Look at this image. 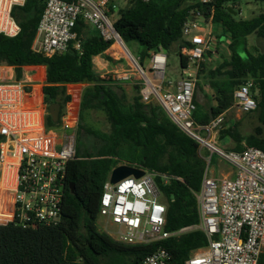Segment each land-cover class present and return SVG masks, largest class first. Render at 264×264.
Listing matches in <instances>:
<instances>
[{
	"label": "trees",
	"instance_id": "trees-1",
	"mask_svg": "<svg viewBox=\"0 0 264 264\" xmlns=\"http://www.w3.org/2000/svg\"><path fill=\"white\" fill-rule=\"evenodd\" d=\"M127 5L118 13L114 28L125 44L137 42L142 48L143 66L151 53L174 50L180 56L182 69L187 60L181 54L185 45L183 26L202 15L221 25L231 38V55L221 65L208 72L209 86L218 91L217 106L206 108L195 98L194 120L208 125L234 105V92L248 81L257 108L247 113L252 131H241L242 121H226L219 131V141L235 146L241 152L246 147L264 151V13L252 19L237 18L228 8L242 15L240 5L250 0H124ZM264 3V0H255ZM45 0H27L16 7L13 16L21 32L16 38L0 34V66L13 67L16 79H23L25 67L45 66L44 102L64 107L71 101L67 86L92 84L86 89L81 111L103 110L110 125L109 132L84 129L99 140L96 154L80 155L68 165L62 220L57 225L24 229L15 223L0 225V264H143L158 247L165 248L177 264H185L192 253L209 245L207 234L200 225L197 200L206 172V160L197 141L183 133L155 102L143 103L138 95L130 102L118 81L102 79L95 71L93 59L104 55L113 43L100 36H84L85 23L78 21L77 33L81 49L71 43L69 49L51 58L33 50ZM114 12V11H113ZM261 41L255 55L248 50L247 38ZM113 61V60H112ZM139 89V88H138ZM226 124V125H225ZM225 128L223 129V126ZM50 129L60 128L47 116ZM214 154L211 157L213 162ZM130 165L154 171L156 182L167 205L165 231L170 238L149 245H126L98 228L104 185L112 171ZM70 186L73 187L71 190ZM192 230L181 232L185 228Z\"/></svg>",
	"mask_w": 264,
	"mask_h": 264
},
{
	"label": "built area",
	"instance_id": "built-area-1",
	"mask_svg": "<svg viewBox=\"0 0 264 264\" xmlns=\"http://www.w3.org/2000/svg\"><path fill=\"white\" fill-rule=\"evenodd\" d=\"M26 1L0 0L1 35L16 38L20 34L13 12ZM111 12L109 0H45L33 50L48 58L65 53L73 42L80 50L74 31L78 21L91 25L105 42L121 47L124 43L109 18ZM199 17L203 16L198 14L183 26V39L190 45L181 49L187 67L175 91L164 86L167 56L161 52L152 57V69L162 79L160 84L150 81L144 67L128 51L129 69L115 73L113 79L138 81L143 103L155 101L183 133L199 143L200 150L204 147L211 153L205 158L206 172L197 193L201 219L198 228L207 234L209 245L193 252L185 264H264V151L246 147L236 152L218 146L223 115L208 125L194 120L197 71L211 42V35L197 20ZM191 65L195 67L192 71ZM5 70L15 73L13 67ZM35 74L24 70L20 81H0V225L15 223L24 229L61 222L68 165L77 153L79 117L71 108L72 95L67 92L71 101L59 118L61 131L50 129L41 86L46 84L47 69L46 74ZM251 87L252 82L248 81L234 92L235 105L245 114L257 108ZM213 154L235 170V177L210 175L208 164ZM144 171L139 179L130 176L115 185L109 177L104 185L99 216L115 228L107 234L126 245H149L174 235L165 231L167 205L156 182L158 174ZM143 264L177 263L165 248L158 247Z\"/></svg>",
	"mask_w": 264,
	"mask_h": 264
},
{
	"label": "rangeland",
	"instance_id": "rangeland-1",
	"mask_svg": "<svg viewBox=\"0 0 264 264\" xmlns=\"http://www.w3.org/2000/svg\"><path fill=\"white\" fill-rule=\"evenodd\" d=\"M115 1L121 8L126 7V3L124 0H115ZM250 1H252L251 7H249L250 5H248ZM250 1H244L241 3L240 7L242 10V15H237L235 17H237L238 19L239 18L240 19L241 18L252 19L264 13V3L256 2L255 0H250ZM245 11L247 12L246 15H245ZM109 18L112 22H115L118 19V13L111 12V14L109 15ZM197 20L201 24V26L204 27L205 30L209 31V24L205 21L204 17H199ZM249 37H250L249 46H251L252 52L256 53L257 46L258 48H262V43L261 41L258 42L256 36L254 35H251ZM125 45L128 48L129 52L139 62H140L139 56L143 50V48L137 42H129L127 44L124 43L121 47L116 46L117 49L113 51L112 53H114L115 54L114 56L118 58L119 60L116 62H112L113 58H111L110 63L111 64L114 63V67L117 66L116 68H118L120 72L128 70L129 69L128 65L131 64L130 63L131 61L129 60V57H128L129 53L126 50V47H124ZM216 45H217V39L215 37L211 38V48L210 49L215 50ZM227 50L229 51V47H227ZM165 55L167 56V63H166L165 72H164V86L170 87L171 91H175L176 85L183 80V75H182L183 69L181 67L180 56L174 50L165 52ZM148 64H149V60L147 59L144 62L143 66L146 70L148 77L152 79L153 76L148 69ZM194 69L195 67L191 65L190 70L192 71ZM115 73L116 72L114 71L113 73L106 74L101 78L106 79V80L110 79L111 81H115L113 79ZM118 83L125 90L128 101L132 102L134 97L138 95L140 96V90L139 89L135 90L133 88L134 86L137 85L135 84L136 81H132V83L128 85L123 84L124 82L118 81ZM207 83L208 82L205 81L204 79L202 80L197 79L195 98L198 101L205 102L209 106L211 100H209L208 96H206L205 95L206 93L204 92V88ZM137 86L139 88L141 87V85H137ZM89 87H92V84L83 83L77 86H74V85L67 86V92L72 95L71 108L73 109L76 115L78 114V117H79L78 131H77V151L80 155L96 154L97 147L95 144L99 145V140H97L93 136L88 135L84 130H81L80 128L81 126L84 129H92V130L102 131L106 133L110 131V125L107 122L106 114L103 110H87L84 112L81 111V102L83 99V95L86 89H88ZM225 118H226V121L228 122L229 121H233V122L242 121L241 131L244 134L250 133L254 127L253 124H249L247 114L242 113L239 110L238 111L234 110L228 117H225ZM225 125L223 126V129L225 128ZM58 130L61 131V128H58ZM216 141L218 143V146H221L227 150H232L235 146L234 143H230L228 141H223V142L219 141L218 135H217ZM201 153L204 158H207L208 155L210 154V151L207 148L201 147ZM214 155L215 156H214L213 162H210L208 164L210 168L209 172L213 173L214 171L216 176H219L220 169L215 164V160L217 161V158H216L217 154H214ZM97 225L101 232L111 233L115 231V228L111 225H108L106 222V219L103 217L99 216Z\"/></svg>",
	"mask_w": 264,
	"mask_h": 264
},
{
	"label": "crops",
	"instance_id": "crops-1",
	"mask_svg": "<svg viewBox=\"0 0 264 264\" xmlns=\"http://www.w3.org/2000/svg\"><path fill=\"white\" fill-rule=\"evenodd\" d=\"M109 2H110V9H112V13H115V11H117L119 9H123V8H121L117 4V2L115 0H109ZM251 3H252V1L249 2V4H248V5H250L249 7L252 6ZM126 5H127V3H126ZM240 10H241V7H240ZM241 13H242V10H241ZM246 14H247V12L245 11V15ZM208 24H209V31L206 30V32H208L211 35V38L215 37L217 39V45H216L215 50L210 49L211 48V42H210V48L207 51V53L205 55V58L200 62V65H199L200 68L197 71V79H200V80L204 79L207 82L209 81L206 78L208 72L211 71V70H213V69H216L219 65H221V63L223 62V60L225 58H229L230 55H231L230 50L229 51L227 50V47H229V45L231 44V38L229 37V35L225 33V31L223 30V28H222L221 25L214 24L212 21L208 22ZM92 35H98V32L91 25L85 24V35L84 36L88 37V36H92ZM247 42H248V50L251 53L252 50H251V46H249L250 45L249 44L250 43V37L249 36L247 38ZM116 46L117 45L111 46L105 52V55L106 56H109V57L113 58V61L112 62H116V61L119 60L118 58H116L114 56L115 54L112 53L113 51H115L117 49ZM37 47H38V45H37ZM126 49L129 52V50H128L127 47H126ZM161 53L165 55V52L164 51L161 52ZM251 54L255 55L256 53L252 52ZM153 55H154V53H151L150 56L148 58H146V60L147 59L149 60L148 69H149L150 73L152 74L153 78L150 79L148 77V75H147V77L150 79V81L152 83L160 84L162 82V79L152 69V57H153ZM139 58H140V56H139ZM93 66H94L95 71L101 77H103L106 74L113 73L114 71L116 73L117 72H120L118 70V68H116L117 66L114 67V63L111 64L110 61L107 60L104 55H99V56L94 57V59H93ZM5 69H6V67L0 66V81L1 80H5V79H8V78H16V75H15L14 71H12L13 73H9ZM24 70H25V72H26V70H29V71H33V72L37 73V74H35V77H37L38 74H40L41 72H44L46 74V67H44V66H39V67L30 66V67L24 68ZM131 83L132 82H128V83L124 82L123 84H125V85L127 84L128 85V84H131ZM135 84L140 85L138 83V81H136ZM137 85L133 87L135 90H137L139 88ZM41 86L44 87L45 86V82L42 83ZM140 88H139V90H140ZM165 88L167 90H171L170 87H165ZM204 92L206 93L205 95L208 96L209 100H211L209 106L205 102L198 101V100H197V102L200 105L205 106L206 108L216 107L217 106V98L219 97L218 91L216 89H214V88H211L209 86V83H207L205 85ZM234 110H237L238 111V108L235 105V102H234L233 107L223 114L224 118L225 117H228ZM210 154L208 155V157H210ZM216 158H217V161L215 160V164L220 169V175L219 176H216V174H215L214 171H213V173H210V175L212 177H216V178H223V177L233 178V177H235V170L227 162H225L224 160H222L221 158H219L218 155H217ZM213 160H214V158H213Z\"/></svg>",
	"mask_w": 264,
	"mask_h": 264
},
{
	"label": "water",
	"instance_id": "water-1",
	"mask_svg": "<svg viewBox=\"0 0 264 264\" xmlns=\"http://www.w3.org/2000/svg\"><path fill=\"white\" fill-rule=\"evenodd\" d=\"M228 11L232 15L237 16V12L231 7L228 8ZM48 111L53 123H58L60 118L61 106L59 104H53L49 107ZM144 175L145 171L142 169H138L130 165H122L112 171L110 182L115 185L130 176H134L136 179H139ZM70 188L71 190L73 189L72 186H70Z\"/></svg>",
	"mask_w": 264,
	"mask_h": 264
},
{
	"label": "bare ground",
	"instance_id": "bare-ground-1",
	"mask_svg": "<svg viewBox=\"0 0 264 264\" xmlns=\"http://www.w3.org/2000/svg\"><path fill=\"white\" fill-rule=\"evenodd\" d=\"M125 47V46H124Z\"/></svg>",
	"mask_w": 264,
	"mask_h": 264
}]
</instances>
